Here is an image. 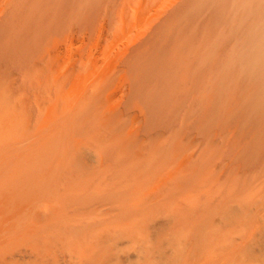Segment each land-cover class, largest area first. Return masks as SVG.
Here are the masks:
<instances>
[{
	"label": "rangeland",
	"instance_id": "obj_1",
	"mask_svg": "<svg viewBox=\"0 0 264 264\" xmlns=\"http://www.w3.org/2000/svg\"><path fill=\"white\" fill-rule=\"evenodd\" d=\"M179 1L0 0V264H58L163 215L121 264H264V1ZM141 175L154 195L134 207Z\"/></svg>",
	"mask_w": 264,
	"mask_h": 264
},
{
	"label": "bare ground",
	"instance_id": "obj_2",
	"mask_svg": "<svg viewBox=\"0 0 264 264\" xmlns=\"http://www.w3.org/2000/svg\"><path fill=\"white\" fill-rule=\"evenodd\" d=\"M179 1V0H178ZM183 1V0H182ZM196 1V0H195ZM194 1V2H195ZM210 1H212V0H210ZM220 1V0H219ZM255 1V0H254ZM252 2V3H255L256 4V1L255 2ZM261 1V0H260ZM264 1V0H263ZM262 1V2H263ZM188 1H186V3H184L185 5H183V4H181V6H186V7H188L187 6V4H189L190 6H193V5H191L189 2L187 3ZM197 2V1H196ZM195 2V3H196ZM198 2H200V0H198ZM204 2H205V0H204ZM225 2V0H222V4ZM240 2V1H239ZM179 3H183V2H181V0L179 1ZM191 3H192V1H191ZM194 3V4H195ZM212 3V2H211ZM214 3H218V1L216 2V1H214ZM176 4H178V3H176ZM200 4V3H199ZM220 4H221V2H220ZM221 4V6H223ZM224 4H226V3H224ZM261 4V3H260ZM260 4H258V5H260ZM262 5V4H261ZM189 6V7H190ZM217 6V5H216ZM220 6V5H219ZM254 6V5H253ZM180 7V6H179ZM230 7V6H229ZM181 8V7H180ZM215 8V7H214ZM225 8V7H224ZM248 8H249V10H250V8H251V6H249L248 5ZM261 8V7H260ZM172 9H173V6H172ZM221 9H223V8H221ZM220 9V10H221ZM243 9V8H242ZM253 9V8H252ZM255 9H258V8H255ZM180 10V9H179ZM261 10V9H260ZM260 10H257V11H259V12H261ZM170 11V10H169ZM185 11V10H184ZM253 12H254V10H252ZM257 11H255V12H257ZM263 11V10H262ZM178 12V11H177ZM180 12H181V10H180ZM249 12V11H248ZM259 12H257V13H259ZM243 13V12H242ZM264 13V12H263ZM178 14H180V13H178ZM184 14V13H183ZM186 14V13H185ZM223 14V13H222ZM261 15H262V13H261ZM178 16V15H177ZM181 16V15H180ZM253 16H255V15H253ZM179 17V16H178ZM174 18V17H173ZM177 18V17H176ZM262 18V17H261ZM258 19V18H257ZM264 19V18H263ZM248 20V19H247ZM260 21H261V19H259ZM175 21V20H174ZM260 21H258V22H260ZM170 22V21H169ZM257 22V23H258ZM263 23H260L259 24V27L258 28H260V30H261V32H262V40L261 41H258V45H257V47H259V46H264V21H262ZM168 23V22H167ZM240 23H241V21H240ZM171 24V23H170ZM229 24V23H228ZM163 25V24H162ZM245 25V24H244ZM241 26V25H240ZM253 27V26H252ZM255 27V26H254ZM159 28V27H158ZM247 28H248V26H247ZM246 28V29H247ZM167 29V28H166ZM157 31V30H156ZM248 31V30H247ZM159 32V31H158ZM256 32V31H255ZM257 33V32H256ZM252 34V33H251ZM153 35V34H152ZM247 35V34H246ZM250 36V35H249ZM251 38H252V36H250ZM254 39V38H253ZM61 48V47H60ZM256 48V47H255ZM255 52V51H254ZM41 63V62H40ZM34 84V83H33ZM53 87V86H52ZM31 91V90H30ZM33 91V90H32ZM29 92V91H28ZM6 96V95H5ZM31 96V95H30ZM32 98V97H31ZM42 98V97H41ZM39 100V99H38ZM7 99L5 98V97H0V106H2L3 107V105L5 104V103H7ZM65 102V101H64ZM73 103V102H72ZM59 105H62V104H59ZM59 107V106H58ZM9 108V107H8ZM19 108V107H18ZM15 110V109H14ZM28 110V109H27ZM31 110V109H30ZM32 110H33V108H32ZM12 112V111H11ZM33 112V111H32ZM34 112H36L35 110H34ZM24 114H25V112H24ZM34 114V113H33ZM21 116V115H20ZM20 116H19V118H20ZM11 117V116H10ZM9 117V119H8V124L6 125L8 128H10L12 125L10 124V123H12V120H11V118ZM13 117H15V116H13ZM33 117H35V116H33ZM16 118V117H15ZM31 118V117H30ZM32 119H34V118H32ZM32 119L30 120V121H32ZM58 119V118H57ZM6 120H7V118H6ZM20 120V119H19ZM25 120V119H24ZM27 122V121H26ZM53 122V121H52ZM7 123V122H6ZM22 123H23V121H22ZM16 124V123H15ZM31 124H28V126H30ZM20 126V125H19ZM28 128V127H27ZM134 128V127H133ZM140 129V128H139ZM142 129V128H141ZM45 132V131H44ZM165 132V131H164ZM136 133V132H135ZM76 134V133H75ZM6 139V138H5ZM30 140V139H29ZM28 141V140H27ZM126 141V140H125ZM4 142V141H3ZM11 143H13V141L11 142ZM15 143V142H14ZM123 143H125V142H123ZM4 144H8V143H4ZM4 144H2V145H0L1 147L2 146H4ZM10 144V143H9ZM19 144V143H18ZM12 145V144H11ZM10 145V146H11ZM14 145V144H13ZM33 145V144H32ZM52 145V144H51ZM50 145V146H51ZM0 147V148H1ZM6 147H8V146H6ZM16 146H14V148H15ZM47 147V146H46ZM66 147V146H65ZM107 147V146H106ZM2 148H5V147H2ZM32 148H34V146L32 147ZM36 148V147H35ZM110 148H112V147H110ZM114 148V147H113ZM6 149V148H5ZM28 149H30V148H28ZM108 149V148H107ZM107 149H105V150H107ZM117 149H118V147H117ZM4 150V149H3ZM9 150L11 151V149L9 148ZM32 150V149H31ZM36 150V149H35ZM113 150V149H112ZM115 150V149H114ZM2 151V150H1ZM5 151V150H4ZM30 151V150H29ZM34 151V150H33ZM6 152V151H5ZM9 152V151H8ZM13 152V149H12V151H11V153L10 154H12V155H10V157L11 156H13V154H14V152ZM35 152V151H34ZM114 153H115V151H113ZM139 152V151H138ZM32 154H33V152H31ZM36 154L37 153H39V151L38 150H36V152H35ZM34 153V154H35ZM90 153V152H89ZM107 153V152H106ZM105 153V154H106ZM110 153V152H109ZM6 154H8V153H6ZM5 154V155H6ZM116 154V153H115ZM0 155H1V152H0ZM2 155H3V153H2ZM130 155V157L129 158H127L126 156H124L125 158H123V159H125L124 161L126 162L127 160L126 159H128V161H129V159L130 158H132L131 156V154H129ZM147 155H148V153H147ZM189 155V154H188ZM8 156V155H7ZM7 156H6V158H7ZM18 156V155H17ZM33 156V155H32ZM35 156V155H34ZM37 156V155H36ZM35 156V157H36ZM112 156V155H111ZM195 156V155H194ZM9 157V156H8ZM14 157H16V155L14 156ZM19 157V156H18ZM29 157H31V156H29ZM34 157V158H35ZM146 157V156H145ZM150 157V156H149ZM2 158V157H1ZM13 158V157H12ZM32 158V157H31ZM111 158V157H110ZM188 158V157H187ZM10 159V158H9ZM111 159H113V158H111ZM123 159H121V160H123ZM137 159V158H136ZM145 158H143V160H144ZM147 160H146V163H147V161H148V157L146 158ZM186 159V158H185ZM4 160H5V158H4ZM14 160H16V159H14ZM14 160H10V162L11 161H14ZM19 160V159H18ZM30 160V159H29ZM138 160V159H137ZM7 161V160H6ZM9 161V160H8ZM8 161H7V164H8ZM103 161H105V160H103ZM109 161H110V159H109ZM119 162H121V161H119ZM13 163H15V161L13 162ZM104 163V162H103ZM115 163V162H114ZM113 163V164H114ZM128 163V162H127ZM132 163V162H131ZM2 164V163H1ZM0 164V165H1ZM4 164V163H3ZM7 164L5 163V165L7 166ZM10 164L11 163H9V166H10ZM67 164V163H66ZM130 164V163H129ZM138 163H137V161H135V164L134 165H137ZM140 164V163H139ZM138 164V165H139ZM142 164V163H141ZM143 164H144V166H147L146 164H145V161H143ZM143 164H142V166H143ZM148 164V163H147ZM168 164V163H167ZM14 165V164H13ZM118 165V164H117ZM128 165V164H127ZM131 165V164H130ZM137 165V166H138ZM152 165V164H151ZM179 164L177 163V166H178ZM203 165V164H202ZM5 166V167H6ZM132 166H133V164H132ZM132 166H127L128 168H130V167H132ZM137 166H134V167H137ZM13 167V166H12ZM139 167H140V165H139ZM148 167V166H147ZM157 167V166H156ZM9 168V167H8ZM133 168V167H132ZM141 168V167H140ZM144 168H146V167H144ZM155 167L153 166V170H155L154 169ZM171 168V167H170ZM170 168H168L166 171H168ZM1 169V168H0ZM5 169H7V167L5 168ZM4 169V170H5ZM11 169V168H10ZM134 169V168H133ZM148 169V168H147ZM141 170V169H140ZM8 171V170H7ZM10 171V170H9ZM8 171V172H9ZM159 171V170H158ZM242 171V170H241ZM130 173H132V172H130ZM139 173V172H138ZM141 173V172H140ZM139 173V174H140ZM5 174V173H4ZM180 170L179 169H176V167L173 169V170H171V171H169V172H167V174L166 175H163V173H160L157 177H160L161 178V180L163 181L162 183V187H164L165 186V184H167V182H169V181H171V180H173V181H175L176 180V178H178L180 175ZM149 174H145V175H143V176H148ZM128 176V175H127ZM189 176V175H188ZM118 177V176H117ZM157 177H155V179H154V181H153V185L151 186V188H155V191L154 192H157L159 189H161L162 187H160L159 186V179H157ZM223 177V176H222ZM98 178V177H97ZM127 178V177H126ZM141 178H142V175L141 176H138V177H132V179L131 180H128L127 181V183L129 184V185H131L130 187L132 188V189H130L131 191H133V195H132V198H131V204H132V206H134V207H137V206H140V205H142L143 204V201L145 200H148V198H150V197H152L153 195H154V193H149V190L148 191H146L145 193H141V194H139L138 192H137V186H138V182L141 180ZM144 180V179H143ZM148 180V179H147ZM186 181V180H185ZM189 181V178H188V180H187V182H186V186L188 185V183L190 184V181ZM229 183V182H228ZM191 185V184H190ZM189 186V185H188ZM136 187V188H135ZM134 188V189H133ZM150 188V189H151ZM54 191V190H53ZM185 191V189L183 190V192ZM130 192V191H129ZM109 193V192H108ZM178 194V193H177ZM176 194V195H177ZM180 194V193H179ZM128 195V194H127ZM108 196V195H107ZM171 196V195H170ZM174 196V194L172 195V197ZM93 196H91V198H92ZM203 196H201V198H202ZM129 198H130V195H129ZM104 199H106V198H104ZM108 199V198H107ZM117 200V199H116ZM121 200H123V199H121ZM97 201V200H96ZM114 201V200H113ZM118 201H119V199H118ZM117 201V202H118ZM172 201H173V204H176L175 206L176 207H178L180 210H184V211H186L184 208H186L187 206L189 207V205H193V206H196L195 205V197H194V195H192V194H185V195H182V196H177V197H175L174 196V198L172 199ZM92 202V201H91ZM93 202H95V201H93ZM107 202V201H106ZM111 203H114V202H111ZM66 204V203H65ZM81 204V203H80ZM108 204V203H107ZM203 204V203H202ZM90 205H92V204H89V207H90ZM100 205V204H99ZM69 206V205H68ZM83 206V205H82ZM120 206V205H119ZM199 206V205H198ZM88 207V208H89ZM111 207V206H110ZM110 207H106V208H109V209H111ZM200 207H201V209H202V207H203V205H200L199 207H197V208H199V210H200ZM80 207H78V209H79ZM114 208V207H113ZM204 208V207H203ZM75 209V208H74ZM77 209V208H76ZM82 209V208H81ZM122 209V208H121ZM105 210V209H104ZM197 210V209H196ZM169 213V212H168ZM35 216V215H34ZM120 216V215H119ZM191 216V215H190ZM195 216H196V214H195ZM189 217V216H188ZM37 218V217H36ZM77 218V217H76ZM168 218H169V215H163V217H161L160 219H153V220H151V222L148 224V226L146 225V227H145V229H143V228H141V226H135V231H136V236H134L133 234H131V233H129V232H125V231H122V230H124V227L122 226V225H120L119 227V231L118 232H120L121 231V233H118V234H116L115 235V237L113 238V239H109V237L105 234V230L106 229H108V228H106V229H104V230H102V232H100L99 234H97L96 236H94V237H90V240H85V241H81V240H79L80 241V244H79V247L77 248H73L72 250H69V253H68V257H67V255L65 254V249H61V250H59V252L60 253H62L63 254V257H62V259L64 260L63 262H58V264H106V263H114V264H121V263H123L124 261H130L131 260V258L134 256V255H136V256H138V257H140V253H141V251H142V249H141V245H139L140 244V242L141 241H147V242H151L152 241V239H153V237H154V235H156L158 232H157V230H158V227L159 226H162L165 222H167V220H168ZM80 219V218H79ZM191 219V218H190ZM210 219V218H209ZM21 221V220H20ZM62 221V220H61ZM60 221V222H61ZM63 221H64V219H63ZM75 222L76 221H73L72 222V226H75L74 228H76V225H75ZM88 222V221H87ZM97 222H99V221H97ZM97 222H95V223H97ZM19 223V222H18ZM85 223V222H84ZM84 223H83V225H84ZM89 223H91V222H89ZM93 223V222H92ZM91 223V224H92ZM100 223V222H99ZM99 223H97V224H99ZM90 224V225H91ZM92 225H94V223L92 224ZM78 226H82V225H78ZM77 226V227H78ZM86 226V225H85ZM200 226H202L201 224H200ZM48 227V226H47ZM54 227V226H53ZM84 227V226H83ZM82 227V228H83ZM188 227V226H187ZM206 227V226H205ZM73 228V227H72ZM82 228H81V230H82ZM134 228V227H133ZM197 228V227H196ZM203 227H201V229H202ZM24 229V228H23ZM113 228H109L108 230L110 231V230H112ZM199 229V228H198ZM79 230V229H78ZM206 230V229H205ZM77 230H75V233H77L76 232ZM200 231H202V230H199L198 231V233L200 232ZM21 232V231H20ZM45 232V231H44ZM4 233V232H3ZM22 233V232H21ZM39 233V232H38ZM71 233V232H70ZM72 233H73V231H72ZM83 233V232H82ZM192 233H194V232H192ZM201 233V232H200ZM202 233H205V231L204 232H202ZM190 234V233H189ZM206 234V233H205ZM139 235H141V237L140 238H142V239H144V238H147L146 240H142V239H139V238H137V239H135V237H139ZM203 235V234H202ZM110 236V235H109ZM205 236V235H204ZM198 237V236H197ZM200 237L202 238V236L200 235ZM105 238H107V240H106V242H108L107 244H108V249H107V251H106V254H104L101 258H99V260L98 261H94V257H93V254H92V250H93V246H94V241H93V239H97L98 241L99 240H103V239H105ZM201 238H200V241L199 242H201ZM206 239V238H205ZM204 239V240H205ZM176 241H179V238H177V239H175ZM127 242H131V243H133L132 245H133V248L135 249L134 250V252H131V251H128V252H126V251H122L121 249H120V246L122 245V244H124V243H127ZM181 242L183 243V241L181 240ZM29 243V242H28ZM106 244V243H105ZM147 247H149V246H147ZM194 247V246H193ZM205 248V247H204ZM24 249V248H23ZM194 249V248H193ZM193 251V250H192ZM191 251V252H192ZM122 252V253H121ZM190 252V253H191ZM191 256L193 255V254H190ZM201 256V255H200ZM155 258L156 259H163V256H162V252H161V250L160 249H158V251H156V255H155ZM193 258V257H192ZM96 260V259H95ZM140 264H143V263H140ZM202 264H206V259H204L203 260V262H202Z\"/></svg>",
	"mask_w": 264,
	"mask_h": 264
}]
</instances>
